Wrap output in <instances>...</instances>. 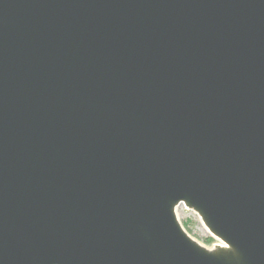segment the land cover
I'll return each mask as SVG.
<instances>
[{"label":"water","instance_id":"water-1","mask_svg":"<svg viewBox=\"0 0 264 264\" xmlns=\"http://www.w3.org/2000/svg\"><path fill=\"white\" fill-rule=\"evenodd\" d=\"M0 264H264V0H0Z\"/></svg>","mask_w":264,"mask_h":264},{"label":"rangeland","instance_id":"rangeland-1","mask_svg":"<svg viewBox=\"0 0 264 264\" xmlns=\"http://www.w3.org/2000/svg\"><path fill=\"white\" fill-rule=\"evenodd\" d=\"M176 214L185 231L193 239L208 248H210L215 243V241L207 234V232L202 230L204 227L194 213L181 206L177 209Z\"/></svg>","mask_w":264,"mask_h":264},{"label":"bare ground","instance_id":"bare-ground-1","mask_svg":"<svg viewBox=\"0 0 264 264\" xmlns=\"http://www.w3.org/2000/svg\"><path fill=\"white\" fill-rule=\"evenodd\" d=\"M202 230H203V231H205V229H204V228H203Z\"/></svg>","mask_w":264,"mask_h":264}]
</instances>
